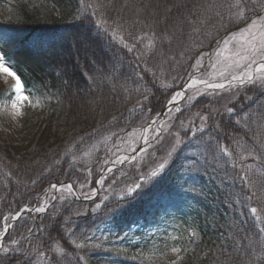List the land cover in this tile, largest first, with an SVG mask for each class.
<instances>
[{
	"label": "trees",
	"instance_id": "obj_1",
	"mask_svg": "<svg viewBox=\"0 0 264 264\" xmlns=\"http://www.w3.org/2000/svg\"><path fill=\"white\" fill-rule=\"evenodd\" d=\"M124 2L112 0L114 8L109 10L112 17H132L131 11H121ZM127 2L130 7H146L145 15L155 13L147 17L148 23L158 37L168 34L167 39L157 41L154 54L145 57L147 66L157 73L155 77L142 71L144 63L136 61L133 54L109 43L102 33L97 36L99 30L93 29L91 34L82 31L76 19L79 0H0V8L11 7L15 16L12 20L0 16V33L8 37L5 51L9 64L22 76L25 93L29 97L33 92L38 94L45 110L43 127L28 149L18 152L3 145L0 137V214L38 206L53 183L73 184L76 196L81 198L95 188L103 167L97 161H81V155L101 138L140 127L158 115L194 72L195 57L200 53L211 54L222 37L237 29L235 24L222 28L211 16L207 24L188 22L199 6L209 0ZM212 2L224 4L226 11L232 0ZM42 6H56L61 18L41 20L37 11ZM194 27L200 31H194ZM38 39L46 42L40 51L32 47V42ZM165 84L175 87L167 88ZM144 92L150 97L145 110L130 111ZM44 93H51L50 101L42 98ZM4 94L10 102L11 93ZM2 99L0 93V102ZM202 102L196 101L192 109L202 111L205 106ZM149 107L151 112L147 111ZM228 107L236 110L231 117L226 114L227 108L221 110L215 108L214 102H208L204 113L209 117L207 131L197 133V144L200 136H219L221 144L236 149V141L250 143L253 132L264 134V126L255 120L236 123L245 114L264 112V87H246ZM194 124L199 125V116ZM80 137H84L83 143H77ZM69 147L76 153L75 162L67 153ZM185 156L181 152L176 163L153 186L130 202L112 199L93 209L88 201L70 196L57 199L45 213L23 215L3 240L6 246L12 240H18L19 244L7 254L0 252V264H111L99 256L89 258V249L76 248L72 241L81 243L108 223L115 228L148 223L159 210L160 199L153 194L162 190L173 195L181 188L185 174L181 164ZM203 156H207V161ZM227 159L217 160L210 153H203L200 165L192 169L200 176L204 188L194 198L196 237L179 264H264L260 251L250 254V249H259L260 242H264V234L259 233L260 225L245 209V203H237L242 200V185L238 178L233 180L237 170L225 163ZM249 162L253 163L257 181H264V175L257 171L258 162L249 159L245 163ZM260 168L264 169V164ZM57 244L62 253L55 251ZM40 252L47 256L41 257Z\"/></svg>",
	"mask_w": 264,
	"mask_h": 264
},
{
	"label": "snow or ice",
	"instance_id": "obj_2",
	"mask_svg": "<svg viewBox=\"0 0 264 264\" xmlns=\"http://www.w3.org/2000/svg\"><path fill=\"white\" fill-rule=\"evenodd\" d=\"M111 8H114L112 0H79L76 19L80 21L82 31L85 34H91L93 29L99 30L96 33L97 36L102 33L108 38L109 43L118 45L127 53L133 54L136 61L144 63L145 66L142 71L144 73L151 72L155 77L157 73L147 66L145 57L154 54L153 50L156 48L158 40L168 38V34H162V36L158 37L157 33L153 30L152 24L148 23L147 17L154 16L155 13L148 12L145 15L146 7H130L127 0L121 5V11H131V18L125 19L124 16L112 17L109 11ZM224 9V4H216L212 0H209L206 5H200L199 10L188 21L192 25L207 24L211 16L219 23L220 27L227 29L228 25L235 24L237 25V30L229 32L222 42H217L218 50L215 52V62L210 65L213 69L210 77L208 79H196L190 75L188 81L180 90L175 91L168 100L166 105L168 112L173 111L171 105H178L180 101L185 99H194V96L188 95L189 89H195L196 93L204 94L205 90H226L231 92L233 89L239 90L246 85L259 84L261 87H264V0H232L231 3L227 4L226 11ZM168 11H171V9ZM249 13H255V15L252 16ZM137 26H139V31H137ZM194 31L199 32L200 29L194 27ZM7 41V34L0 33V76H3L6 82L9 79L12 82L9 89L11 103L10 105H4L3 109L7 110L10 108V115L15 119L22 115V106L29 102L30 97L25 94L26 86L22 76L9 64V55L5 51ZM220 43L223 44V47H219ZM45 45L46 42L39 39L32 42V47L37 51L42 50ZM203 60L204 54L200 53L195 57V63L192 67L194 69L203 67ZM91 78L89 77V79ZM177 78L174 77L173 79ZM141 79H143L142 75ZM164 87L170 88L175 87V85L165 84ZM13 96L14 98H12ZM42 98L50 101L51 93L42 94ZM149 100V95L147 92H144L142 99L137 98L135 105L130 111L139 110L143 112L145 104ZM39 103L40 101L38 100L36 106ZM174 110L175 112H180L181 108L177 106ZM147 111L151 112L152 109L149 107ZM235 111V108L227 107L226 114L231 117L235 114ZM208 119L209 117L206 115H199L198 126L191 122L188 126H185L184 122L181 121L184 135L193 138L189 141L185 140L180 131L171 132L170 128L172 125L167 124L165 121L149 118L140 125L139 129L129 133L128 137L121 138L122 140H131V143L126 147L121 149L120 145H115L117 152L111 153L104 161V165H106L104 171L113 173L117 165H124L125 163H135L138 165L140 161L144 160L145 155L150 158L151 165L145 167L143 170L137 168L140 174L121 190L120 200L130 202L145 189L153 186L176 163L181 152L186 153L185 160L181 164V169L188 171H191L194 166L200 165L203 153H210L217 160L227 157L228 159L225 163L230 165L232 169L237 170L233 180L235 181L238 178L242 185V200H238L237 203H245L248 213L260 225L258 229L259 233L264 234V181L258 182L255 174L252 172L253 165L245 163L249 159L257 161V171L260 175H264V169L260 168V165L264 164V151H262L264 150V134L258 135L256 132H253V135L249 137L250 143L236 141V149H230L229 146L221 144L219 136L208 135L206 138L205 136H200L198 138L200 143L197 144L195 142L197 133H206ZM254 120L258 125L264 126V112L256 115L245 114L236 123L240 124L243 121L247 124ZM165 133L173 136L174 140L166 153L157 157L154 155L155 145L162 141ZM115 135L116 133H111L105 136L102 143L106 144ZM141 141L142 143H140ZM83 142L84 137H80L77 143ZM193 147L196 150L189 151ZM95 148L96 146L93 145L92 150ZM149 149H153V152H150ZM90 151L85 152L84 155H90ZM121 151L123 154H121ZM67 153L73 158V162H75L76 153L73 151V147H69ZM203 159L207 161V156H203ZM106 179L107 177L101 174L95 181L100 186V189L105 192L116 183L115 179H113L105 187ZM50 187L53 191L68 193L74 191V186L70 183L64 185L53 183ZM171 195V192L162 190L153 194L157 199H163ZM96 196L97 190L95 188L84 194L85 199H92ZM103 200H108V196L104 195ZM47 206V202H45L44 206H37L34 211L36 213H44ZM95 207L97 209L100 208V203H97ZM116 210L119 209L117 208ZM29 211H33V209L25 207L9 215L0 214V239L8 233L9 228L14 227L12 221L20 219L22 213ZM31 231L32 229H29V232ZM191 235L193 239L196 237L195 232ZM88 239L91 238L89 237ZM72 243L75 244L76 248L82 249L87 246L75 241H72ZM18 244V240H12L10 246L0 243V252L7 254L9 251L15 250L14 246ZM55 251L62 253L63 249L57 244ZM181 251V248L175 246L171 249V252L177 255ZM257 251L264 254V242H260L259 249H250V254L255 255ZM39 255L46 257L47 253L40 252ZM170 264H179V256L177 260L170 261Z\"/></svg>",
	"mask_w": 264,
	"mask_h": 264
},
{
	"label": "rangeland",
	"instance_id": "obj_3",
	"mask_svg": "<svg viewBox=\"0 0 264 264\" xmlns=\"http://www.w3.org/2000/svg\"><path fill=\"white\" fill-rule=\"evenodd\" d=\"M13 13L14 11L11 7L0 8V16L7 20L14 19L15 16ZM37 13L38 17L46 22L47 20L61 18L60 9L56 6H52L51 8L47 6L39 7ZM224 38L225 36L220 41L222 42ZM219 47H223V44L220 43ZM217 50L218 46L211 54L204 55L203 67L194 70L191 74L193 78L208 79L210 77L213 72L210 65L216 60L215 52ZM11 84L10 79L6 82L5 78L0 76V93L3 94V101L0 102V137L4 143L3 145L21 152L28 149L35 142L43 127V121L45 120L44 103L41 97L33 92V96L30 97L29 102L22 106V115L13 119L10 115V108L7 110L3 109L4 105H10L11 103L7 95L4 94L6 91L10 92ZM257 85L259 84L246 85L239 90L233 89L231 92L226 90H205L204 94L196 93L195 89H189L188 95L194 96V99L183 100L177 105L181 108L180 112H175L174 109L177 107L175 106L172 112H167L164 118L159 121H165L167 124L172 125L170 128L171 132L180 131L185 140H189L191 137L184 135V130L181 128V121L184 122L185 126H188L190 122L194 124L199 115H204L208 102H214L215 108L221 110L226 109L229 104L233 103L239 97L246 87ZM200 87L202 88V86ZM38 100L40 103L36 106ZM199 100L201 102L203 100L204 108H202V111L193 110L192 106ZM139 128L137 127L126 132H117L106 144L102 143L104 140L103 137L93 144L96 146L94 150H92V145L85 151L89 152L91 150L90 155L85 156V152L81 155V161H97V165L103 167L100 173L107 177L105 187H107L111 180L115 179L116 181L111 188H108L107 192L100 189L98 185L96 197L92 199L82 197L83 200L91 203L93 209H97L95 207L97 203H100L102 206L109 203L112 199L116 200L120 198L121 190L140 174L137 168L143 170L145 167L151 165L150 158L145 155L144 160L140 161L138 165L135 163H125L124 165L115 166L113 173L104 171L106 167L104 161L111 153L117 152L115 145H120L121 149L126 147L131 143V140H122L121 138L128 137L129 133ZM173 140V136L165 133L162 141L155 145L154 155L158 157L165 154ZM195 150L190 149V151ZM149 151L153 152V149H149ZM121 154H123L122 151ZM247 164L253 165L251 162ZM203 188L204 186L200 182V176L194 174L192 170H185L181 188L172 196H167L158 201V213L153 214V218L148 223H140L131 228H115L112 224L108 223L96 230L90 236L91 239H87L81 243L87 245L86 247L90 253L89 258L94 259L99 256L111 264H170V261L177 260L178 256L179 261H181L184 259L185 254L188 253L193 240L191 234L193 233L197 216L194 198L196 199L195 196L197 193H201ZM104 195L108 196V200H103ZM70 196L76 195L73 192L53 191L49 187L47 195L39 200L40 204L38 206H44L45 202H47V210L57 199H64ZM36 207L33 206L31 208L33 209L31 213L35 212L34 209ZM174 246L181 248V253L178 255L173 254L171 249Z\"/></svg>",
	"mask_w": 264,
	"mask_h": 264
},
{
	"label": "water",
	"instance_id": "obj_4",
	"mask_svg": "<svg viewBox=\"0 0 264 264\" xmlns=\"http://www.w3.org/2000/svg\"><path fill=\"white\" fill-rule=\"evenodd\" d=\"M181 102V101H180ZM175 106H177L176 104H174V105H171V107L173 108V107H175ZM168 111H167V107L155 118V119H157V120H160V119H163L164 118V116H165V114L167 113ZM64 184H66V183H62V185H64ZM17 221V220H16ZM16 221H12V224H14ZM10 229L11 228H9V231H10ZM8 231V232H9ZM6 236V235H5ZM4 236V237H5ZM4 237L2 238V239H0V243H2L3 242V239H4Z\"/></svg>",
	"mask_w": 264,
	"mask_h": 264
}]
</instances>
